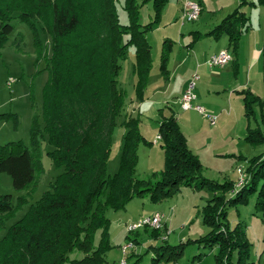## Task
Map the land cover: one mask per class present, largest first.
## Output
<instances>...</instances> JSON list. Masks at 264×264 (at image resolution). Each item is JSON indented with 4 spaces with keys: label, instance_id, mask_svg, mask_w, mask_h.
Listing matches in <instances>:
<instances>
[{
    "label": "trees",
    "instance_id": "obj_1",
    "mask_svg": "<svg viewBox=\"0 0 264 264\" xmlns=\"http://www.w3.org/2000/svg\"><path fill=\"white\" fill-rule=\"evenodd\" d=\"M117 1L0 0V45L13 31L11 19L17 13L16 17L28 21L34 30V21L42 24L51 49L48 78L42 90L43 125L40 127L34 120L30 127L32 148L20 140L0 144V172L11 177L14 189L35 184L36 171L41 168L39 136L43 134L52 146L47 153L53 164L62 167L50 188L5 229L0 237V264H105V253L112 246L106 210H120L135 196L161 201L180 184L213 191L201 209L202 221L209 230L193 241L217 247L215 264H258L251 258V243L241 222L231 226L227 210L254 196L255 211L264 213V152L247 159L246 181L232 193L234 181H216L201 175L203 164L189 148L177 117L171 112L162 115L157 129L164 166L148 178H139L135 175L138 144L152 141L140 132L139 118L125 114L121 124L126 131L121 137L118 167L108 173L111 137L126 97V90L117 79L120 61L132 45L134 92L143 100L152 66L145 33L158 22L168 0H122L126 23L120 21ZM147 3L151 4L152 14L148 22L141 23L140 8ZM243 3L264 4V0H240L206 32L215 38L227 35L234 52L240 34L250 25L241 9ZM171 47V40L166 38L159 55V69L165 78ZM239 92L243 94L246 116L254 114L255 104L264 108V98L249 89ZM244 139L264 145V130L247 127ZM25 201V196L20 197L18 206ZM14 210L11 194H0V222ZM152 231L159 235L160 230ZM179 244L180 247L184 243ZM179 247L174 249L175 255L181 254ZM75 250L81 253L79 257H71ZM162 254L160 251L152 258L154 262Z\"/></svg>",
    "mask_w": 264,
    "mask_h": 264
},
{
    "label": "rangeland",
    "instance_id": "obj_2",
    "mask_svg": "<svg viewBox=\"0 0 264 264\" xmlns=\"http://www.w3.org/2000/svg\"><path fill=\"white\" fill-rule=\"evenodd\" d=\"M178 1L168 0L161 11L158 22L145 33L152 56V66L145 89L146 100H139L134 92L135 76L132 73L134 47L132 45L128 47L126 57L120 61L121 70L117 79L120 86L126 90V97L124 108L116 119L117 125L111 137V154L107 165V171L110 174L118 167L121 137L126 131L124 125L121 124L125 114L134 118L138 117L140 132L147 137V140L155 143V145L138 144L135 175L139 178H148L152 173L159 172L164 166L163 149L156 139L157 128L162 115H169L171 112L180 117L178 122H181V119H186L190 123L194 122L192 128L184 126L185 124L181 122L183 130L195 137L200 129L202 136L200 133L198 134L204 143L209 145L205 148L209 153L211 147L219 140L230 141L231 145L235 143L237 146L235 153H241L248 158L260 153L264 147L261 144L248 143L244 139L247 127L259 126L264 130V118H262L264 116H261V114L264 115V108H259V105L255 104L253 106L254 114L246 116L242 108L243 94L232 91L231 86H224L226 89L219 88V92L210 91L208 93L206 85L200 78L199 70L193 71L188 78L189 81L194 73L199 75L194 87L195 102L218 117L214 125H210L208 120L196 110L190 109L186 111L187 113L180 111L179 104L174 102L177 95L176 89L182 86V81L187 76V71L182 74L181 66L177 69L175 65L184 55L191 53L188 45L184 46L185 43L194 39V36L189 35L188 31L199 30L203 27L200 25L203 19L199 16L195 20H185L181 23V7L178 9ZM121 4L122 0L116 2L118 15L120 21L126 23V13ZM151 14V4H144L140 8L139 22H148ZM16 16L17 13H14V18L11 19V23L14 25L13 31L0 45V144L20 140L25 146L32 148L30 127L34 120L40 127L43 125L42 90L48 78L47 63L51 53L50 38L40 22L34 21L36 28L34 30L28 21L20 20ZM181 31L185 34L184 38H181ZM167 37L171 38L172 42L169 53L170 61L167 66L171 71L170 83L159 69L162 42ZM35 38L38 39V42ZM202 42L208 47L207 39L204 38ZM230 94L233 99L237 100L235 102L238 107H235L234 110L227 107ZM209 101H216L221 103V106H226L222 110L224 109L225 113L230 111L232 119L229 120V124L227 122L223 125L220 124L218 112L213 111L205 103ZM219 126L222 128L221 130H218ZM151 146L155 148L152 151L150 150ZM51 148L46 135L39 136L38 152L41 168L36 171L35 184L21 190L14 189L11 177L7 173L0 172V194H11L12 202L15 205L14 212L0 222V237L10 224L20 218L28 206L41 196L44 190L50 188V183L62 170V167L55 166L49 157L47 150ZM215 158L221 159L216 160ZM202 159L205 163H202L201 175L216 181H223L224 177L228 179L232 176L233 169L236 170L238 167L245 171L247 166L245 159L239 158V156L214 157L209 155L207 157L202 153ZM212 195L213 191L207 188L199 189L180 184L169 197L161 201H152L148 196H135L120 210L107 209L105 213L109 218L108 235L112 246L105 253V264H121L122 260H126L125 264H215L217 247L203 246L193 241L209 230V226L202 221L201 209ZM22 196H25L26 201L18 206L19 198ZM156 212L163 213L162 226L158 229L160 230L159 235L155 236L150 227L138 228L133 232L128 231V224ZM164 215L167 219L171 218L166 228L163 221ZM227 218L231 226L238 221L241 222L251 243V258L257 262L261 236L264 233V213L255 211L254 196L250 197L247 203L229 206ZM167 230V237L163 238L162 236ZM128 233L129 237H127ZM98 235L97 233L96 239ZM133 238L137 242H134ZM128 240L132 241L133 247L123 253L121 246ZM186 241L189 242L186 243ZM180 242L184 244L179 247ZM167 244L174 247L172 249L159 247ZM177 247L181 249L179 255L173 253L174 249H178ZM160 251L163 252L160 260L154 262L152 258L156 257ZM80 255L81 253L77 250L71 253V257Z\"/></svg>",
    "mask_w": 264,
    "mask_h": 264
},
{
    "label": "crops",
    "instance_id": "obj_3",
    "mask_svg": "<svg viewBox=\"0 0 264 264\" xmlns=\"http://www.w3.org/2000/svg\"><path fill=\"white\" fill-rule=\"evenodd\" d=\"M197 1H199L201 5V12L199 17L203 19L202 23L200 24L203 27H201L202 29L199 30L196 29V30L188 31V34L193 35L194 36L193 38H195L193 42L191 41L192 43L187 42L184 44V46L190 44L188 45V47L191 53L190 54L187 53L186 54L187 56L184 55L179 61H177L175 65L177 69L181 66V68L183 69L182 74L185 71H187V76H185L184 80L182 81V86L176 89L177 95L174 102L179 104L180 111L186 112L187 110H190V109L187 110L182 109L180 107L179 101L186 87L190 74L195 70L200 71L201 73L200 78L202 79V83L206 85L207 87L206 91L208 93L210 91L219 92V88L226 89V87L224 86H228V87L231 86L230 88H232V91L235 92L236 91L239 92V90H242L246 87V89H249L252 93L260 96L261 98H264V4L243 3L241 5V9L249 17L250 25L247 30L243 31L240 34L237 47L234 52V50L231 48V46L228 43L227 35L222 34L219 37L215 38L212 35L206 34V32L211 30V28L216 23H218L226 14H228L235 7H237L238 4L240 3V0H197ZM247 1L255 2L256 0H247ZM178 2H179V7H178L179 9L180 7H182L183 2L182 0H179ZM180 34L182 36L181 38L185 37V34L182 31L180 32ZM167 38L171 40V38L169 37ZM204 38L207 39V41H209L207 42L208 47L204 45V43L202 42ZM221 49H228L229 52L232 54V59L228 63L223 65L208 66L206 63L207 58L211 54L217 53ZM169 61H170V57L168 59V62ZM168 62H167V66H168ZM170 75H171V71L168 70V77H167L168 83H170L169 82ZM232 94H230V96L228 97L229 101L227 102V107L234 110V108L238 107V105L237 102H235L237 101L236 98L234 99L232 98L231 96ZM146 97L147 94L145 91L144 99ZM205 103L213 111L218 112L217 115L220 117L221 125H223L226 122L229 124V120L232 119L230 118V111H227L225 113V110L224 109L222 110V108H225L226 106H221V103L216 101H209ZM242 108H243V101H242ZM261 116L264 115L261 114ZM176 117L177 120L180 119L178 115H176ZM181 122L185 124L184 126L186 125L188 127L191 126V128L194 126V122L190 123L186 119H181ZM181 122L178 123L180 125V128L183 130ZM221 129L222 128L219 126L218 130ZM198 131H199L198 133H200V136H202L201 130L199 129ZM182 132L185 134L187 138V144L189 148L198 155L202 163H205L204 159H202V153L207 157L209 155L210 156L212 155L214 157L215 156L225 157L226 155L229 156L232 155V157L239 156V158H244L247 163V159H248L247 156H244L241 153L239 154L235 153V151L237 150L236 149L237 146L235 143L231 145L230 141L219 140L217 143H215V145L211 147L212 149L209 153L207 152V149H205L209 145L204 143L202 137H200L198 133L195 137H192L190 133H185L184 130ZM144 137L147 138L145 135ZM157 142L160 143V139H158ZM151 145H155V143L152 141ZM151 147H152L150 148L151 151L155 149L153 148L154 146ZM260 152H264V147H262ZM215 159L220 160L221 158H215ZM218 166L219 169H221L220 164H218ZM220 171H222V169ZM237 175L238 174L236 173V170L233 169L232 176L228 177V179L234 181L235 184ZM163 219L165 224L164 227L166 228L168 227L171 218L167 219L164 215ZM261 237H262L260 242L261 247L260 250L258 249L259 252L257 251L258 264H264V233H262Z\"/></svg>",
    "mask_w": 264,
    "mask_h": 264
},
{
    "label": "built area",
    "instance_id": "obj_4",
    "mask_svg": "<svg viewBox=\"0 0 264 264\" xmlns=\"http://www.w3.org/2000/svg\"><path fill=\"white\" fill-rule=\"evenodd\" d=\"M201 12V5L200 2L197 0H184V6L183 9H181L180 13V20L181 23L185 20H195L198 18ZM230 56L232 54L229 52L228 49H221L217 53L211 54L207 60L206 63L208 66H218L226 64L230 61ZM199 78V75L197 73H194L191 77V79L187 82L186 87L180 97V107L184 110L187 109H194L201 113L209 122L210 125H214L216 123L217 116L211 114L209 111L205 110L200 104L196 103V94L194 92V87L196 80ZM160 135L158 134L156 136V139H160ZM237 172V178L234 184L233 189L231 190L232 193H235V188L240 187V181L247 178L246 172L238 167L236 169ZM162 223V213L156 212L151 216H144L140 218L137 222H132L128 224V230L130 228H143V227H150L152 229H157L158 227H161ZM163 238H166L167 235L162 236ZM133 247V243L131 240H128L125 244L121 246L122 252L126 253V251ZM126 260H122L121 264H125Z\"/></svg>",
    "mask_w": 264,
    "mask_h": 264
},
{
    "label": "bare ground",
    "instance_id": "obj_5",
    "mask_svg": "<svg viewBox=\"0 0 264 264\" xmlns=\"http://www.w3.org/2000/svg\"><path fill=\"white\" fill-rule=\"evenodd\" d=\"M183 6H184V1H183V3H182V7H181V9H183ZM231 56H230V60H231ZM245 181H246V179H244V180H242V181H240V187L245 183ZM240 187H237V188H235V192L240 188ZM162 216H163V213H162ZM161 226H162V223H161ZM160 227H158V229H159ZM138 228H130V230H128L129 232H133V231H135V230H137ZM168 234V230L166 231V233H165V235H167Z\"/></svg>",
    "mask_w": 264,
    "mask_h": 264
}]
</instances>
